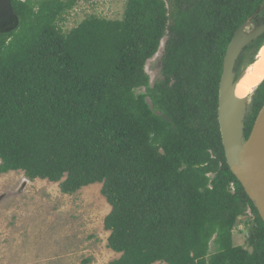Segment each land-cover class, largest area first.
I'll return each mask as SVG.
<instances>
[{"label":"trees","instance_id":"obj_1","mask_svg":"<svg viewBox=\"0 0 264 264\" xmlns=\"http://www.w3.org/2000/svg\"><path fill=\"white\" fill-rule=\"evenodd\" d=\"M166 1L126 0L119 18L68 29L79 0H11L0 174L22 171L67 195L100 183L107 247L119 254L107 264H264V223L227 166L217 122L227 45L264 0ZM165 34L162 78L150 85L145 64ZM263 102L264 81L246 137ZM239 225L244 245L233 243Z\"/></svg>","mask_w":264,"mask_h":264},{"label":"rangeland","instance_id":"obj_2","mask_svg":"<svg viewBox=\"0 0 264 264\" xmlns=\"http://www.w3.org/2000/svg\"><path fill=\"white\" fill-rule=\"evenodd\" d=\"M125 2L79 0L65 16L64 25L70 29L90 15L117 19ZM166 40L167 34L145 64L150 85L162 78L160 61ZM256 54H246L240 64L255 60ZM246 122L245 129L249 125ZM24 180L26 186L17 193ZM101 186L95 183L67 195L61 193L58 183L30 180L22 171L0 174V196L6 194L0 201V264H107L118 258L119 254L107 247L109 232L103 222L111 208L100 194ZM233 235L234 245H244L243 225ZM214 249L211 245L210 251Z\"/></svg>","mask_w":264,"mask_h":264},{"label":"water","instance_id":"obj_3","mask_svg":"<svg viewBox=\"0 0 264 264\" xmlns=\"http://www.w3.org/2000/svg\"><path fill=\"white\" fill-rule=\"evenodd\" d=\"M263 21L264 1L253 15L238 27L227 45L218 86L217 122L227 166L264 223V102L255 116L247 137L245 122L249 114L248 105L250 111L252 95L257 89H254L255 91L240 105H235L234 102L235 86L246 67L254 62L252 60L242 66L240 58L245 48L264 34ZM17 23L18 19L11 6V0H0V26ZM263 81L264 76L258 85ZM26 183L27 180H24L17 193L23 190ZM5 196L6 194H2L0 201Z\"/></svg>","mask_w":264,"mask_h":264},{"label":"bare ground","instance_id":"obj_4","mask_svg":"<svg viewBox=\"0 0 264 264\" xmlns=\"http://www.w3.org/2000/svg\"><path fill=\"white\" fill-rule=\"evenodd\" d=\"M264 76V44L257 51L254 62L247 67L235 86V105H240L258 87Z\"/></svg>","mask_w":264,"mask_h":264},{"label":"flooded vegetation","instance_id":"obj_5","mask_svg":"<svg viewBox=\"0 0 264 264\" xmlns=\"http://www.w3.org/2000/svg\"><path fill=\"white\" fill-rule=\"evenodd\" d=\"M263 23H264V21H263ZM264 35V34H263ZM261 37V36H260ZM260 37H258L257 39H255V40H253L246 48H245V51H244V53H243V55H242V57L240 58V61L242 60V58L244 59V57L246 56V54H248V53H250L251 52V50L253 49V47H254V45L257 43V41H258V39L260 38ZM163 53H164V49H163ZM162 56H163V54H162ZM162 56H161V58H162ZM160 66H161V61H160ZM161 68V67H160ZM161 71V70H160Z\"/></svg>","mask_w":264,"mask_h":264}]
</instances>
